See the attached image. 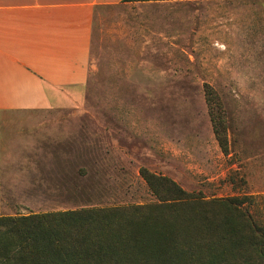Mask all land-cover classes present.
Instances as JSON below:
<instances>
[{"label": "rangeland", "instance_id": "1", "mask_svg": "<svg viewBox=\"0 0 264 264\" xmlns=\"http://www.w3.org/2000/svg\"><path fill=\"white\" fill-rule=\"evenodd\" d=\"M200 5L164 25L162 12L99 13L77 96L3 115L0 216L153 203L146 168L207 200L254 196L263 222L264 0ZM207 86L223 103L227 154Z\"/></svg>", "mask_w": 264, "mask_h": 264}, {"label": "trees", "instance_id": "2", "mask_svg": "<svg viewBox=\"0 0 264 264\" xmlns=\"http://www.w3.org/2000/svg\"><path fill=\"white\" fill-rule=\"evenodd\" d=\"M206 96L227 154L223 103L212 86ZM140 175L155 202L0 216V264H264L254 196L207 200L146 168Z\"/></svg>", "mask_w": 264, "mask_h": 264}, {"label": "crops", "instance_id": "3", "mask_svg": "<svg viewBox=\"0 0 264 264\" xmlns=\"http://www.w3.org/2000/svg\"><path fill=\"white\" fill-rule=\"evenodd\" d=\"M208 1L241 0H0V214L3 115L48 110L77 96L91 73L99 13L118 6L162 12L156 22L164 25L172 22L168 13Z\"/></svg>", "mask_w": 264, "mask_h": 264}]
</instances>
